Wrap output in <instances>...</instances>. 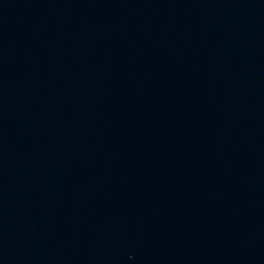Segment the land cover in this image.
<instances>
[{
	"label": "water",
	"instance_id": "water-1",
	"mask_svg": "<svg viewBox=\"0 0 264 264\" xmlns=\"http://www.w3.org/2000/svg\"><path fill=\"white\" fill-rule=\"evenodd\" d=\"M0 264H264V0H0Z\"/></svg>",
	"mask_w": 264,
	"mask_h": 264
}]
</instances>
